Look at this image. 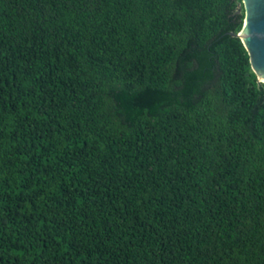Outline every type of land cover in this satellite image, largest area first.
I'll return each instance as SVG.
<instances>
[{
    "label": "trees",
    "instance_id": "1",
    "mask_svg": "<svg viewBox=\"0 0 264 264\" xmlns=\"http://www.w3.org/2000/svg\"><path fill=\"white\" fill-rule=\"evenodd\" d=\"M240 1L0 0V264H264Z\"/></svg>",
    "mask_w": 264,
    "mask_h": 264
},
{
    "label": "water",
    "instance_id": "2",
    "mask_svg": "<svg viewBox=\"0 0 264 264\" xmlns=\"http://www.w3.org/2000/svg\"><path fill=\"white\" fill-rule=\"evenodd\" d=\"M239 6L244 14L242 28L229 33L241 40L251 69L261 84L264 83V0H241Z\"/></svg>",
    "mask_w": 264,
    "mask_h": 264
},
{
    "label": "rangeland",
    "instance_id": "3",
    "mask_svg": "<svg viewBox=\"0 0 264 264\" xmlns=\"http://www.w3.org/2000/svg\"><path fill=\"white\" fill-rule=\"evenodd\" d=\"M238 10H239L238 13H240L242 11V9L239 6V3H238Z\"/></svg>",
    "mask_w": 264,
    "mask_h": 264
}]
</instances>
